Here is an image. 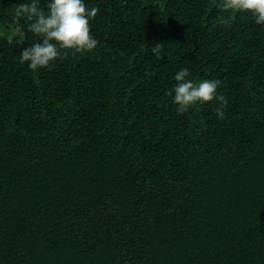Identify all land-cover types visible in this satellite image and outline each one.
<instances>
[{"label":"trees","instance_id":"1","mask_svg":"<svg viewBox=\"0 0 264 264\" xmlns=\"http://www.w3.org/2000/svg\"><path fill=\"white\" fill-rule=\"evenodd\" d=\"M30 2L0 0V264H264V26L220 0H85L98 47L32 71ZM185 67L222 81L225 119L177 113Z\"/></svg>","mask_w":264,"mask_h":264},{"label":"clouds","instance_id":"2","mask_svg":"<svg viewBox=\"0 0 264 264\" xmlns=\"http://www.w3.org/2000/svg\"><path fill=\"white\" fill-rule=\"evenodd\" d=\"M218 6L230 14L228 18H222V22L233 19L235 13H246L251 14L256 25L264 26V0H220ZM16 11L26 17L30 22L28 30L39 38L20 55V62L26 63L32 71L51 67L69 51L88 53L98 47L90 21L97 16L99 9L87 7L85 0H47L46 10L41 7V0H31L20 4ZM160 50L161 44L152 48L153 54H159ZM173 79L176 83L167 95L178 114L182 115L197 105L218 101L216 117L225 119L228 101L218 92L221 80H193L187 67L179 69Z\"/></svg>","mask_w":264,"mask_h":264},{"label":"rangeland","instance_id":"3","mask_svg":"<svg viewBox=\"0 0 264 264\" xmlns=\"http://www.w3.org/2000/svg\"><path fill=\"white\" fill-rule=\"evenodd\" d=\"M11 37H21V35H19L18 31L12 30V33L10 34Z\"/></svg>","mask_w":264,"mask_h":264}]
</instances>
